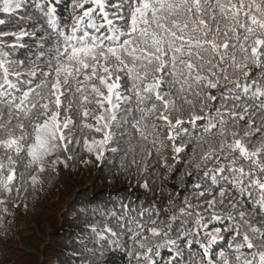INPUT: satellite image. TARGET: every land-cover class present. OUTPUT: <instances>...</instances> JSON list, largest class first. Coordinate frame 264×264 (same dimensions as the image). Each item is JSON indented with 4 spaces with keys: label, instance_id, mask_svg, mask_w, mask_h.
Listing matches in <instances>:
<instances>
[{
    "label": "snow or ice",
    "instance_id": "1",
    "mask_svg": "<svg viewBox=\"0 0 264 264\" xmlns=\"http://www.w3.org/2000/svg\"><path fill=\"white\" fill-rule=\"evenodd\" d=\"M79 168L62 264H264V0H0V241Z\"/></svg>",
    "mask_w": 264,
    "mask_h": 264
},
{
    "label": "rangeland",
    "instance_id": "2",
    "mask_svg": "<svg viewBox=\"0 0 264 264\" xmlns=\"http://www.w3.org/2000/svg\"><path fill=\"white\" fill-rule=\"evenodd\" d=\"M105 169L107 170L108 168ZM98 171L99 169L96 168H79L73 173L61 174V181L63 182L61 186H59V191H55L53 194H48L49 197L45 199H49L48 202L51 204H49L48 206H45V203L42 206L40 205V207H38L34 212L30 211L31 215L26 214L24 216H16L15 219L20 231H18L17 234H11L7 240L3 241L6 242V247L4 250H2L4 254L8 253L15 256H19V252L37 254L40 250H42V248L45 249L44 253L46 254L51 252L52 244L61 231V223L56 222L53 218L56 217V220L60 221L59 217L61 213H64L66 208H68V206L70 205L72 201L71 199L73 197L76 198L81 190L84 191V195L88 193V198L86 199H90L91 193L95 192L93 186V182L95 181V179L102 177L104 181L103 184H110L109 173L102 174ZM77 179L80 181V183ZM73 181L76 183H73ZM70 182L73 184H71ZM116 184H123L128 187L127 182L123 181V178L118 180ZM107 189L115 188L109 187ZM42 214L44 215L42 216L43 221L40 226H36L39 221L38 218ZM22 235H27L28 238L23 240ZM2 260H6V257H4ZM29 264L33 263L31 262Z\"/></svg>",
    "mask_w": 264,
    "mask_h": 264
},
{
    "label": "trees",
    "instance_id": "3",
    "mask_svg": "<svg viewBox=\"0 0 264 264\" xmlns=\"http://www.w3.org/2000/svg\"><path fill=\"white\" fill-rule=\"evenodd\" d=\"M84 172V171H83ZM98 172H101L102 174L108 173V169L105 168L103 170H100ZM62 176V175H61ZM61 176L54 181L53 186L48 188L45 192L40 194L39 199L33 203L32 201H29V208L28 211L25 212L23 209L19 212L17 216H24V215H31V212H34L40 205L42 206L45 203V206H48L49 199L45 200L47 197H49L48 194L54 193L55 191H59V186H61ZM76 180V179H75ZM78 180V179H77ZM79 181V180H78ZM71 183V182H70ZM73 183H76L73 181ZM71 183V184H73ZM80 183V181H79ZM104 181L101 178L95 179L93 182L94 190L95 192L91 193L90 199L88 198V193L84 195V191L81 190L78 196L75 198L73 197L71 200L70 205L64 213H61L59 220H56V217L53 219L56 222L61 223V231L59 232V235H57L56 240L52 244V250L48 254L44 253L45 249L42 248V250L39 251L37 254L32 253H25V252H19V256L10 255L8 253H5L2 251L6 247V242L0 241V264H62V261L65 259L63 253L67 250L66 245L70 243L71 237L77 232V229L79 227L78 221H77V215L82 208V206L87 205L89 202H92L93 204H105L108 203L109 207H111L110 202H117L121 198L125 199L127 201V198L132 195L131 190L126 187L125 185L121 184H103ZM109 187H114L115 189H107ZM55 195V194H54ZM133 200H137L138 198L136 196H132ZM139 199H143V197H139ZM118 207V204H117ZM44 216L43 214L38 218L39 221L36 224L41 225ZM42 218V219H41ZM18 231H20L19 226L17 225V221L15 219V224L12 229L11 234H17ZM27 235H22V239H27ZM3 242V243H2ZM4 257H6V260H2ZM30 259V260H29ZM41 259V261H40Z\"/></svg>",
    "mask_w": 264,
    "mask_h": 264
}]
</instances>
